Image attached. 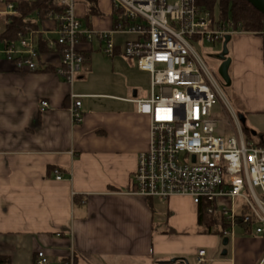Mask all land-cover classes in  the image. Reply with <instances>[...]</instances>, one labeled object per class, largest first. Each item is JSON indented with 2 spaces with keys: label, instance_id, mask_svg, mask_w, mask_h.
I'll use <instances>...</instances> for the list:
<instances>
[{
  "label": "crops",
  "instance_id": "0c3cea01",
  "mask_svg": "<svg viewBox=\"0 0 264 264\" xmlns=\"http://www.w3.org/2000/svg\"><path fill=\"white\" fill-rule=\"evenodd\" d=\"M104 1L86 28H113L111 2ZM78 8L84 17L87 6ZM7 14L0 3V32ZM56 26L51 17L40 25L47 47ZM232 40L229 73L237 111L264 116V40L252 34ZM34 42L39 48L36 36ZM116 46L113 64L123 55L122 45ZM103 47L81 42L85 61L73 85L56 73L58 48L41 52L37 72H19L0 58V264H36L39 252L53 263L73 252L76 264H196L201 250L207 253L203 264H259L264 236L254 230L239 226L224 246L225 238L202 233L190 198L134 194L150 120L137 113L132 100L142 99L138 93L122 99L93 79V56H106ZM72 95L82 97L80 124L72 123ZM105 100L122 104L110 108ZM43 102L50 107L43 110ZM257 143L264 145V133Z\"/></svg>",
  "mask_w": 264,
  "mask_h": 264
},
{
  "label": "built area",
  "instance_id": "2783aa9c",
  "mask_svg": "<svg viewBox=\"0 0 264 264\" xmlns=\"http://www.w3.org/2000/svg\"><path fill=\"white\" fill-rule=\"evenodd\" d=\"M85 0H56L62 8L49 17L56 21L50 51L61 50L56 73L73 85L84 56L82 41L103 43V53L116 56V35H129L123 55L139 62V70L151 75V93L134 99L137 113L150 120L148 149L138 157L135 195L168 201L190 198L209 214H219L229 224L224 236L238 226L264 236V145L247 134L240 113L224 91V81L212 71L195 46L225 43L228 37L252 34L264 40V30L254 34L236 28L233 21H217L198 0H110L113 28H86L78 12ZM5 3L9 14L14 4ZM99 3V0H97ZM42 53L33 35L4 47L0 58L13 62L19 72H37ZM81 96L72 95V123L83 121ZM43 110L50 107L42 103ZM217 133L220 135H217ZM61 180V177H58ZM207 253L201 250L196 264ZM36 264H76L74 254L65 262H50L39 252ZM264 264V257L259 262Z\"/></svg>",
  "mask_w": 264,
  "mask_h": 264
},
{
  "label": "trees",
  "instance_id": "16d2710c",
  "mask_svg": "<svg viewBox=\"0 0 264 264\" xmlns=\"http://www.w3.org/2000/svg\"><path fill=\"white\" fill-rule=\"evenodd\" d=\"M10 2L14 4L16 13L5 16L7 23L0 32V44L10 47L33 35L40 43L38 51H49L47 41L40 33V25L49 19V15L62 10L56 6V0H10ZM198 3L217 21H233L236 28L240 25L241 31L257 34L264 30V15L247 0H198ZM217 3L220 6L218 19L215 13ZM79 4L87 6L88 10L86 15L81 17L83 23H89L90 17L100 14L97 0H85ZM207 210L206 204L198 207V225L202 233L217 235L224 239V232L229 228V224L221 215L209 214Z\"/></svg>",
  "mask_w": 264,
  "mask_h": 264
},
{
  "label": "rangeland",
  "instance_id": "374dc122",
  "mask_svg": "<svg viewBox=\"0 0 264 264\" xmlns=\"http://www.w3.org/2000/svg\"><path fill=\"white\" fill-rule=\"evenodd\" d=\"M110 2V0H105ZM219 3L215 7V13L217 19L220 16ZM79 12V8H78ZM80 15V13H79ZM81 16V15H80ZM133 37L129 35H116L114 40L117 44H121L125 48V42L132 40ZM94 46H98V40L94 39ZM233 40L227 45V49L230 55V50L232 47ZM223 43H203L201 45L195 46L196 50L204 57L208 66L212 69L214 73L219 75V68L221 61H219L216 56L221 54L224 50ZM228 55V57H229ZM230 58V57H229ZM115 65V66H113ZM139 62L136 59H129L125 55H121L119 59L113 64L110 58L102 54L93 56V79L98 80L99 86L104 89L105 92L118 96L120 98H133L134 93H138L139 98H147L151 93V75L146 72L139 70ZM230 74V73H229ZM231 77V76H230ZM97 83H95V86ZM224 91L230 99L231 104L236 110H239V105L234 99L233 86L227 87L223 85ZM117 98V97H116ZM106 104H109L110 108L115 105L122 104L118 100H105ZM247 123L245 126L246 133H258V136L254 137V141L257 142L262 133H264V116H251L247 115ZM217 135H220V133ZM250 136V135H249ZM240 229L239 226L235 228L233 235L236 231ZM232 235V236H233ZM228 235V238L232 237Z\"/></svg>",
  "mask_w": 264,
  "mask_h": 264
},
{
  "label": "water",
  "instance_id": "95a60500",
  "mask_svg": "<svg viewBox=\"0 0 264 264\" xmlns=\"http://www.w3.org/2000/svg\"><path fill=\"white\" fill-rule=\"evenodd\" d=\"M254 8H256L258 11H260L264 15V0H247ZM231 41V37H228L226 39V42L224 44V50L221 54L217 55L216 58L221 61V65L219 68V75L224 81L225 85L227 87L232 86V79L230 77L229 71L231 67L232 60L228 57L229 52L227 49L228 43ZM240 119L244 126H246L247 120L246 117L243 114H240ZM254 135H256V132H253ZM229 243L228 239L226 238L224 240V246H227ZM227 253L225 252L224 255ZM178 259H175L174 262H176Z\"/></svg>",
  "mask_w": 264,
  "mask_h": 264
}]
</instances>
